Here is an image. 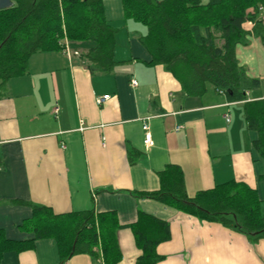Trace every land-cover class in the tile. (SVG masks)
Returning a JSON list of instances; mask_svg holds the SVG:
<instances>
[{"label": "crops", "instance_id": "crops-1", "mask_svg": "<svg viewBox=\"0 0 264 264\" xmlns=\"http://www.w3.org/2000/svg\"><path fill=\"white\" fill-rule=\"evenodd\" d=\"M103 1L107 20L118 29L111 75H93L80 56L38 53L25 75L0 89V229L11 240L32 238L19 229L31 216L29 204L57 214L113 212L121 226L117 264H136L141 251L130 227L142 211L170 224L171 238L158 246L157 264H264V239L250 242L136 195L159 190V173L174 164L190 196L229 181L247 184L257 191L264 218V159L242 102L214 91L187 96L162 65L150 64L140 41L144 26L124 19L121 0ZM12 6L13 0H0V9ZM72 47L81 53L93 44ZM237 58L261 81L248 100L264 99V44L249 37L237 47ZM105 95L110 99L98 106L96 98ZM144 125L151 146L145 144ZM1 264H60V254L54 240L44 239L26 251L6 253ZM64 264L105 262L79 254Z\"/></svg>", "mask_w": 264, "mask_h": 264}, {"label": "trees", "instance_id": "trees-1", "mask_svg": "<svg viewBox=\"0 0 264 264\" xmlns=\"http://www.w3.org/2000/svg\"><path fill=\"white\" fill-rule=\"evenodd\" d=\"M13 1L14 6L0 9V89L27 73L33 55L63 51L66 39L71 46L93 44L80 53L93 75L114 72L118 29L107 20L103 0ZM121 2L124 19L146 29L140 41L150 64L162 65L187 96L214 91L231 103H243L246 126L257 134L254 146L264 159V99L248 100L261 81L251 78L237 58V47L247 45L249 37L264 44V11H260L264 0ZM159 181V190L136 195L241 233L250 242L264 239L261 200L247 184L229 181L190 196L182 170L174 164L159 173ZM29 205L31 216L19 229L32 238L11 240L0 229V264L6 253L26 251L44 239L57 243L60 264L79 254L101 258L105 264L121 260L117 237L121 226L115 213L57 214L46 206ZM130 228L141 251L136 264L161 261L157 248L171 238L170 224L139 211Z\"/></svg>", "mask_w": 264, "mask_h": 264}, {"label": "built area", "instance_id": "built-area-1", "mask_svg": "<svg viewBox=\"0 0 264 264\" xmlns=\"http://www.w3.org/2000/svg\"><path fill=\"white\" fill-rule=\"evenodd\" d=\"M260 11H264V7H260ZM62 45H63V52L65 53V55L68 57L69 60H71L74 57L80 56V52L78 50L74 49L71 46V43L67 39L62 43ZM132 85L134 87L137 86V82L133 80L132 81ZM109 99H110V95H105V96L98 97V98H96V104L98 106H102ZM55 113L58 114V109L55 110ZM227 120L229 121V119H227ZM143 129L145 131V144L147 146H151L152 138H151V135L149 133L148 126L144 125Z\"/></svg>", "mask_w": 264, "mask_h": 264}]
</instances>
